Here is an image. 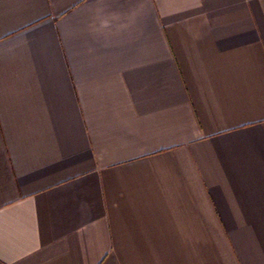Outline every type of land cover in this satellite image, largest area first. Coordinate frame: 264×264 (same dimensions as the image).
I'll list each match as a JSON object with an SVG mask.
<instances>
[{
	"label": "crops",
	"instance_id": "crops-1",
	"mask_svg": "<svg viewBox=\"0 0 264 264\" xmlns=\"http://www.w3.org/2000/svg\"><path fill=\"white\" fill-rule=\"evenodd\" d=\"M0 264H264V0H0Z\"/></svg>",
	"mask_w": 264,
	"mask_h": 264
}]
</instances>
